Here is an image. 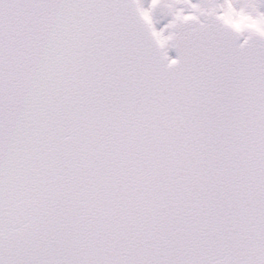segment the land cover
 Wrapping results in <instances>:
<instances>
[{"label": "snow or ice", "instance_id": "1", "mask_svg": "<svg viewBox=\"0 0 264 264\" xmlns=\"http://www.w3.org/2000/svg\"><path fill=\"white\" fill-rule=\"evenodd\" d=\"M0 264H264V0H0Z\"/></svg>", "mask_w": 264, "mask_h": 264}]
</instances>
